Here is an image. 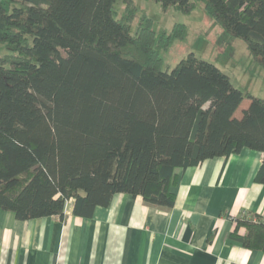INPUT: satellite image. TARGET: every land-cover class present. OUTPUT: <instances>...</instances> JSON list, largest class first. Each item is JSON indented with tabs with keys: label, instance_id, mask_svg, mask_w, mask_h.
<instances>
[{
	"label": "trees",
	"instance_id": "16d2710c",
	"mask_svg": "<svg viewBox=\"0 0 264 264\" xmlns=\"http://www.w3.org/2000/svg\"><path fill=\"white\" fill-rule=\"evenodd\" d=\"M198 1L264 69V0ZM136 9L132 0H0L1 209L63 219L71 199L75 216L91 217L127 193L167 210L178 168L244 148L263 153L254 182L264 184V97L193 52L163 68L161 51L184 29L157 36L143 14L133 31ZM233 220L229 238L264 252V217Z\"/></svg>",
	"mask_w": 264,
	"mask_h": 264
},
{
	"label": "crops",
	"instance_id": "0c3cea01",
	"mask_svg": "<svg viewBox=\"0 0 264 264\" xmlns=\"http://www.w3.org/2000/svg\"><path fill=\"white\" fill-rule=\"evenodd\" d=\"M262 156L244 148L178 168L167 210L127 193L91 217L75 216L71 199L63 219L21 220L0 208V264H264L263 251L229 238L233 217H264V184L254 182Z\"/></svg>",
	"mask_w": 264,
	"mask_h": 264
},
{
	"label": "rangeland",
	"instance_id": "374dc122",
	"mask_svg": "<svg viewBox=\"0 0 264 264\" xmlns=\"http://www.w3.org/2000/svg\"><path fill=\"white\" fill-rule=\"evenodd\" d=\"M193 1V9L185 13L172 7L164 10L160 3L153 0H132V4L137 8L132 21L133 31L143 14L152 19L157 36L162 32L164 35L170 33L174 27L183 28L184 34L173 39L170 46L161 51L163 68L170 70L186 54L193 52L197 57L210 61L220 68L235 86L264 97V69L253 60L245 42L226 35L205 11L203 3ZM124 7L123 2L116 3V17H121ZM178 24H182V27H178ZM6 51L4 46L0 45V54ZM260 51L264 53V47L260 48ZM246 104L248 99L243 100L240 109ZM240 109L236 116L240 115Z\"/></svg>",
	"mask_w": 264,
	"mask_h": 264
}]
</instances>
